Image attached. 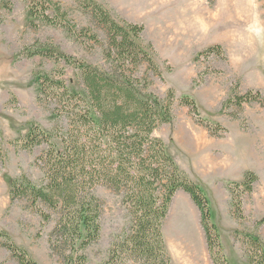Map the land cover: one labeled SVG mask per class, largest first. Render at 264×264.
<instances>
[{
	"label": "rangeland",
	"instance_id": "374dc122",
	"mask_svg": "<svg viewBox=\"0 0 264 264\" xmlns=\"http://www.w3.org/2000/svg\"><path fill=\"white\" fill-rule=\"evenodd\" d=\"M54 1L69 12L78 29L76 34L44 26L38 20L39 28H32L27 0H12L10 12L0 5V231L37 264H63L49 244L58 217L42 206L52 214V221L44 224L27 201L12 203L10 190L13 181L23 176L35 184L43 179L37 159L46 147L32 152L21 148V139L30 127L37 124L53 133L64 122L54 119L52 105L38 100L35 75L63 80L71 92L83 96L85 88L75 65L39 56L28 58L25 53L54 50L103 72H111L113 65L105 55L106 30L77 0ZM95 1L114 19L144 27L141 43L153 46L161 76L150 72L147 64L140 66L135 76L148 78L152 84L142 93L164 98L173 90L176 96L173 120L159 127L154 137L165 143L180 168L205 190L229 262L248 264V237H257L264 247V0ZM83 29L87 31L81 32ZM216 45L222 47L221 54L202 55ZM248 92H260V102L239 107L236 97ZM183 96L196 101L207 124H219L224 129L219 136L206 124L198 123L188 107L179 105ZM247 172L255 173L258 180L252 193L241 194L240 215L230 187L243 182ZM93 193L103 206L102 233L99 242L85 252L87 264H108L113 244L131 228V217L122 204V195L102 186ZM163 235L171 264H176L172 242L177 238L183 245L195 238L203 264H213L201 213L187 193L179 191L173 198ZM0 264H18L1 242Z\"/></svg>",
	"mask_w": 264,
	"mask_h": 264
},
{
	"label": "trees",
	"instance_id": "16d2710c",
	"mask_svg": "<svg viewBox=\"0 0 264 264\" xmlns=\"http://www.w3.org/2000/svg\"><path fill=\"white\" fill-rule=\"evenodd\" d=\"M37 29L44 26L61 27L69 34L77 33V26L69 12L54 0H27ZM84 11L102 26L108 37L106 57L113 62L111 72L58 53L54 50L26 52V57H43L55 63L75 65L80 72L85 95L71 92L63 80L43 74L35 75L38 100L53 106L52 116L63 121L53 133L33 124L21 139V148L32 152L45 146L37 164L43 172L40 184L26 176L13 181L10 199L25 200L36 210L44 224L57 215L50 234V249L63 264H87L85 252L101 238L103 206L94 195L96 187H107L122 195V204L131 217V228L112 246L108 264L133 261L139 264H171L163 223L173 198L179 191L187 193L201 213V224L213 264H231L223 253L221 237L213 222L210 200L205 190L180 168L168 153L165 143L154 137L161 126L171 123L176 96L170 90L161 98L149 91L148 78L135 76L140 66L160 77L154 61V48L141 43L144 27L124 19H114L95 0H77ZM7 11L13 10L12 0H0ZM83 29L81 32H86ZM93 40L100 44L97 35ZM221 54L216 45L202 55ZM260 92L239 95V107L260 102ZM188 107L197 122L210 128L215 136L224 130L219 124L210 125L201 118L196 101L190 96L179 99ZM258 176L247 172L243 182L232 183L230 191L238 214L242 215V193H252ZM242 189L240 194L237 190ZM248 264H264V247L257 237H248ZM0 242L18 264H37L4 231Z\"/></svg>",
	"mask_w": 264,
	"mask_h": 264
},
{
	"label": "bare ground",
	"instance_id": "6f19581e",
	"mask_svg": "<svg viewBox=\"0 0 264 264\" xmlns=\"http://www.w3.org/2000/svg\"><path fill=\"white\" fill-rule=\"evenodd\" d=\"M176 249L174 262L176 264H203L204 258L197 246L195 238H192L187 245H183L179 238L173 240ZM172 247V245H171ZM175 257H173L175 259Z\"/></svg>",
	"mask_w": 264,
	"mask_h": 264
},
{
	"label": "crops",
	"instance_id": "0c3cea01",
	"mask_svg": "<svg viewBox=\"0 0 264 264\" xmlns=\"http://www.w3.org/2000/svg\"><path fill=\"white\" fill-rule=\"evenodd\" d=\"M163 28V27H162ZM163 32V30L161 31V33ZM203 188V187H202ZM212 215H213V222H215V213H214V211H213V209H212ZM234 262H232V264H233ZM234 264H237V263H234Z\"/></svg>",
	"mask_w": 264,
	"mask_h": 264
}]
</instances>
